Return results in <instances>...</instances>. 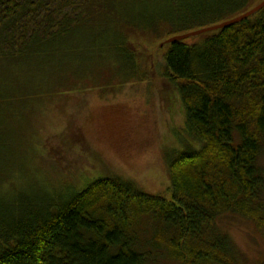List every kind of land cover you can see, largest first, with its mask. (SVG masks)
Wrapping results in <instances>:
<instances>
[{
  "label": "trees",
  "instance_id": "1",
  "mask_svg": "<svg viewBox=\"0 0 264 264\" xmlns=\"http://www.w3.org/2000/svg\"><path fill=\"white\" fill-rule=\"evenodd\" d=\"M250 1L131 0L130 10L146 12L129 17L108 7L110 0H0V59L24 61L29 54L37 68L51 67L45 86L34 84L32 98L22 99L25 106L44 101L43 88L61 89L69 75L91 83L103 99L155 73L170 89L162 97L179 95L189 140L163 151L170 201L111 174L79 188L35 183L8 199L2 190L15 173L33 180L54 159L27 154L24 143L16 156L0 152V264H150L159 249L178 264H237L216 221L233 214L261 227L264 219L257 165L264 147V8L227 29L164 42L261 0ZM152 31L162 35L151 46L131 44ZM17 126L25 135L26 127ZM5 134L0 124L1 151L11 142Z\"/></svg>",
  "mask_w": 264,
  "mask_h": 264
},
{
  "label": "rangeland",
  "instance_id": "2",
  "mask_svg": "<svg viewBox=\"0 0 264 264\" xmlns=\"http://www.w3.org/2000/svg\"><path fill=\"white\" fill-rule=\"evenodd\" d=\"M130 1L110 0L108 7L129 17L146 12L142 9L130 10L126 6ZM132 1L147 5L159 0ZM254 1L250 4H255ZM223 21L224 17L212 16L204 20L203 25ZM161 35L159 32L155 35L153 31L140 34L135 41L131 40V44L151 46ZM161 44L158 46L160 49ZM77 47L81 46L78 44ZM156 61L161 62L160 58ZM40 68V65L36 67L33 56L29 54L24 61L0 59V124L6 132L5 140L11 141L10 145L4 143L1 156L7 155L5 159L16 156L18 145L21 147L24 143L30 147L29 150L26 147L27 154L29 151L30 155L39 159L46 158L49 153L54 159L50 166H43L48 170L36 171L32 175L36 177H32L33 180H25L18 172L15 173L3 187L5 198L9 199L15 188L26 191L25 187L30 190L35 183L37 188L46 190L60 187L64 181L79 188L86 180L111 174L134 182L148 195L170 201L172 192L163 151L166 147L183 149L184 142H189L184 135L187 134L185 109L177 92L174 90L177 98L171 99L170 93L162 97L161 91L170 89L153 73L152 80L145 83L132 81L116 95L109 94L101 99L100 90L91 87V83L84 84L82 77L70 79L69 75L61 89L48 91L43 88L46 92L44 101L25 106L22 99L32 98L34 84L45 86V81L50 79L51 67ZM150 84L152 87H149ZM18 124L26 127L25 135L23 130L18 129ZM56 135L59 137L56 138ZM36 164L40 166L41 162ZM257 165L264 173V147ZM2 173L3 169L0 175ZM261 196L264 207V191ZM261 224L260 227L233 214L217 219L216 227L230 239L237 264L263 262L264 219ZM158 253L159 257L150 264H178L164 251L159 249Z\"/></svg>",
  "mask_w": 264,
  "mask_h": 264
},
{
  "label": "water",
  "instance_id": "3",
  "mask_svg": "<svg viewBox=\"0 0 264 264\" xmlns=\"http://www.w3.org/2000/svg\"><path fill=\"white\" fill-rule=\"evenodd\" d=\"M263 8H264V0H261L254 7L250 8L246 12H244V13L236 16V17L225 20L219 24H215V25L210 26V27L200 28V29H197V30H194V31L182 34V35L173 36V37L167 39L164 43L171 44L174 42H179V41L186 40L189 38L197 37V36H200V35L208 33V32H214V31L221 30V29H227V28L232 27L238 23L243 22L244 20H246L247 18H249L253 14L257 13L258 11L262 10ZM162 45L163 44H161L160 47Z\"/></svg>",
  "mask_w": 264,
  "mask_h": 264
}]
</instances>
